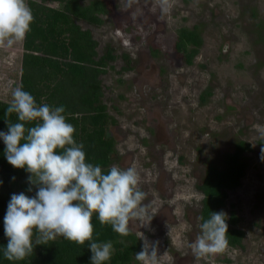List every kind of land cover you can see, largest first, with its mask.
<instances>
[{"label":"rangeland","instance_id":"obj_1","mask_svg":"<svg viewBox=\"0 0 264 264\" xmlns=\"http://www.w3.org/2000/svg\"><path fill=\"white\" fill-rule=\"evenodd\" d=\"M106 2L102 25H79L92 31L98 56L108 46L117 56L101 76L103 102L116 120L112 165L136 167L153 217L147 226L130 221L129 229L142 245V233L158 242L159 264H264V0H169L166 13L157 0ZM195 26L202 45L188 65L175 43L181 28ZM22 42L0 47L1 101L10 102L19 86ZM123 54L132 68L122 69ZM239 141L249 145L248 167L221 210L227 221L232 211L238 217L241 246L196 260L189 245L199 234L198 186ZM29 175L18 194L32 197Z\"/></svg>","mask_w":264,"mask_h":264},{"label":"clouds","instance_id":"obj_2","mask_svg":"<svg viewBox=\"0 0 264 264\" xmlns=\"http://www.w3.org/2000/svg\"><path fill=\"white\" fill-rule=\"evenodd\" d=\"M137 0H126L131 7ZM167 12L169 0H157ZM33 16L26 0H0V47L13 48L30 30ZM63 106L37 104L33 95L16 86L11 92L5 116L15 114L16 123L6 119L7 132L0 131L7 162L25 169L31 192L12 194L4 216L7 245L3 255L9 261H21L35 245H47L57 237L84 245L92 253L91 264H105L114 252L113 244L93 241L92 217L98 215L101 225H111L121 236L129 234V222L147 226L152 220L146 193L139 189V174L134 166L112 165L105 174L101 166L86 162L84 145L73 136L75 128L66 122ZM34 122V124H33ZM27 124L33 126L26 127ZM264 136V133H262ZM264 161V147L260 149ZM199 234L189 245L196 260L218 254L227 247V214L211 212L210 218H199ZM142 250L135 254L140 264H159L158 242L142 233Z\"/></svg>","mask_w":264,"mask_h":264},{"label":"trees","instance_id":"obj_3","mask_svg":"<svg viewBox=\"0 0 264 264\" xmlns=\"http://www.w3.org/2000/svg\"><path fill=\"white\" fill-rule=\"evenodd\" d=\"M82 1L26 0L33 21L22 42L19 85L33 95L38 105L47 103L65 108L66 122L75 128L74 140L84 145L86 162L101 166L106 174L117 152L115 139L109 133L116 120L108 113L103 102L101 76L117 56L110 46L102 56H98V42L92 31L79 25L82 21L95 26L102 25L104 21L100 16L108 10L106 0H92L87 4H82ZM201 45L198 26L179 30L175 50L182 54L186 64L193 63ZM123 58L127 66L122 69L132 68L129 55L123 54ZM9 104L0 100L2 132L8 130L6 119L12 123L20 122L15 114L5 116ZM33 124L26 123V127ZM248 149V144L239 141L234 151L226 154L222 168L214 165L206 168L203 181L198 186L203 194L200 217L206 220L210 218L211 212L222 211L227 191L237 188L245 176L248 163L244 152ZM4 151L5 145L0 139V264H91L90 242L79 245L63 237H57L47 245H35L33 252L24 260L5 259L3 252L8 241L4 233V216L11 195L18 194L21 188H27L21 180L28 173L25 169L11 166ZM226 222L227 245L240 247L244 234L236 227L238 217L235 212H231ZM92 224L93 241H111L113 244L114 252L105 264H139L135 254L142 250V243L136 234L130 230L127 236H121L113 231L111 225H101L97 214L93 215Z\"/></svg>","mask_w":264,"mask_h":264}]
</instances>
